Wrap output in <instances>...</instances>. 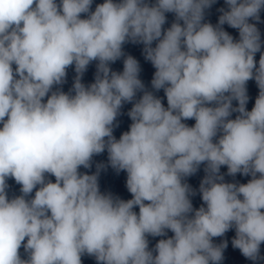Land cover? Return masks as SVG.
<instances>
[{
  "label": "clouds",
  "instance_id": "clouds-1",
  "mask_svg": "<svg viewBox=\"0 0 264 264\" xmlns=\"http://www.w3.org/2000/svg\"><path fill=\"white\" fill-rule=\"evenodd\" d=\"M215 2L104 0L93 12L92 0H0V264H81L84 254L97 264H220L227 242L213 238L233 228V247L253 264L264 260V53L257 67L262 42L249 22H259L264 0H225L218 23L203 22ZM166 13L175 20L165 30ZM128 42L144 45L156 69L152 88L164 90L167 108L145 89L134 57L123 72L109 67ZM92 61L97 73L86 86L81 77ZM72 65L70 92L52 91ZM250 79L260 91L247 111ZM133 101L130 130L117 140L114 122ZM105 149L111 167L127 172L132 199L101 193L102 166L80 173ZM202 163L204 206L194 209L184 180ZM224 165L251 180L225 182ZM9 177L22 195L8 198ZM166 230L174 235L149 250L147 236Z\"/></svg>",
  "mask_w": 264,
  "mask_h": 264
}]
</instances>
